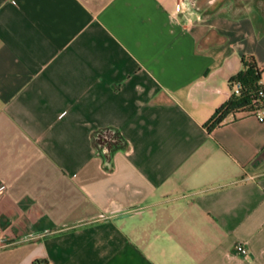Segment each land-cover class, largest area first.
<instances>
[{
	"label": "crops",
	"instance_id": "1",
	"mask_svg": "<svg viewBox=\"0 0 264 264\" xmlns=\"http://www.w3.org/2000/svg\"><path fill=\"white\" fill-rule=\"evenodd\" d=\"M243 56L264 0H0V264H264V121L206 127Z\"/></svg>",
	"mask_w": 264,
	"mask_h": 264
},
{
	"label": "trees",
	"instance_id": "2",
	"mask_svg": "<svg viewBox=\"0 0 264 264\" xmlns=\"http://www.w3.org/2000/svg\"><path fill=\"white\" fill-rule=\"evenodd\" d=\"M241 69L229 78V87L234 83L240 84L239 94L231 93L221 106H219L208 122L206 127L211 130L219 125L230 112L238 110H252L255 105L253 98L259 87L261 79V68L257 65L252 56H243L241 58ZM92 143L98 155L102 157L106 168L111 169V157L118 149L127 147V141L121 133L113 127H105L96 130L92 134Z\"/></svg>",
	"mask_w": 264,
	"mask_h": 264
},
{
	"label": "built area",
	"instance_id": "3",
	"mask_svg": "<svg viewBox=\"0 0 264 264\" xmlns=\"http://www.w3.org/2000/svg\"><path fill=\"white\" fill-rule=\"evenodd\" d=\"M258 83H259V87H258L257 93H256V95L252 101L253 104L255 105V107L252 110H250L249 112L251 114L256 115L258 120L264 121V88L261 85V79L259 80ZM239 89H240V84L234 83L232 88H230V94L231 93L239 94ZM8 245H9V243H7L4 240L3 235L0 231V249L3 247H6ZM236 251L243 256L247 255V249L242 244H238L236 246Z\"/></svg>",
	"mask_w": 264,
	"mask_h": 264
}]
</instances>
